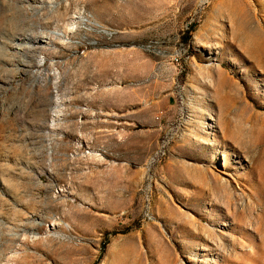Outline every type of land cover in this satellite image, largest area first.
Segmentation results:
<instances>
[{"label":"rangeland","instance_id":"obj_1","mask_svg":"<svg viewBox=\"0 0 264 264\" xmlns=\"http://www.w3.org/2000/svg\"><path fill=\"white\" fill-rule=\"evenodd\" d=\"M0 264H264V0H0Z\"/></svg>","mask_w":264,"mask_h":264}]
</instances>
